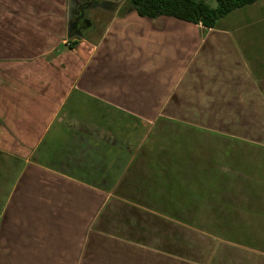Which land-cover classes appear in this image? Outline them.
I'll return each mask as SVG.
<instances>
[{"label":"crops","instance_id":"1","mask_svg":"<svg viewBox=\"0 0 264 264\" xmlns=\"http://www.w3.org/2000/svg\"><path fill=\"white\" fill-rule=\"evenodd\" d=\"M125 1L0 0V264H264L253 37Z\"/></svg>","mask_w":264,"mask_h":264},{"label":"trees","instance_id":"2","mask_svg":"<svg viewBox=\"0 0 264 264\" xmlns=\"http://www.w3.org/2000/svg\"><path fill=\"white\" fill-rule=\"evenodd\" d=\"M94 3L98 0H93ZM118 1V0H115ZM257 0H217L212 7L204 0H126L121 15L136 12L141 17L158 18L171 16L193 23H201L206 28H218L219 20L238 8L251 5ZM77 41H72L73 48Z\"/></svg>","mask_w":264,"mask_h":264},{"label":"rangeland","instance_id":"3","mask_svg":"<svg viewBox=\"0 0 264 264\" xmlns=\"http://www.w3.org/2000/svg\"><path fill=\"white\" fill-rule=\"evenodd\" d=\"M204 1L212 7L217 6V0ZM86 10H88V15L97 25V29L89 34L91 37H96L107 22L110 14L108 12ZM219 27L231 28L236 33L241 34L244 32L246 35L253 37L254 43L252 45L260 52L259 66L261 68L257 67V70L264 76V0H258L254 4L234 10L219 20ZM9 161L5 156L0 158V207L3 199L6 198L11 189V183L14 178L13 173L16 172L15 166Z\"/></svg>","mask_w":264,"mask_h":264},{"label":"flooded vegetation","instance_id":"4","mask_svg":"<svg viewBox=\"0 0 264 264\" xmlns=\"http://www.w3.org/2000/svg\"><path fill=\"white\" fill-rule=\"evenodd\" d=\"M93 0H77L76 9L74 10L73 24L71 29V34L77 35V33H82V35L87 34L89 31L93 30V20L88 15V10H86V6H93ZM85 9V10H83Z\"/></svg>","mask_w":264,"mask_h":264},{"label":"water","instance_id":"5","mask_svg":"<svg viewBox=\"0 0 264 264\" xmlns=\"http://www.w3.org/2000/svg\"><path fill=\"white\" fill-rule=\"evenodd\" d=\"M124 1L125 0H118V1H115V0H98V1H96L95 5L97 7L104 8V9H107V7L111 4L118 5L116 10H115L117 12L120 9V5ZM76 2H77V0H69L68 24H69L70 33H71V29H72L73 24H75V22L73 21V16H74V10L77 7ZM88 8H89V5L86 6L85 9H88ZM85 9H83V10H85ZM77 35L82 36V33H77ZM73 36H75V34H70L69 37L72 38Z\"/></svg>","mask_w":264,"mask_h":264}]
</instances>
